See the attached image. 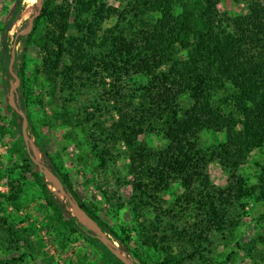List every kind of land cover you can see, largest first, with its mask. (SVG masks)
Segmentation results:
<instances>
[{"label":"trees","instance_id":"trees-1","mask_svg":"<svg viewBox=\"0 0 264 264\" xmlns=\"http://www.w3.org/2000/svg\"><path fill=\"white\" fill-rule=\"evenodd\" d=\"M220 2L132 0L119 9L105 0H44L24 52L16 53L21 60L20 108L46 165L82 209L142 264H209L206 254L213 235L226 238L237 225L230 211L245 208V200L257 194L264 197V165L258 185H249L240 171L252 152L264 147V0H244L247 12L235 16L222 12ZM112 16L116 23L105 31L98 47L100 24ZM14 17L0 24L4 37L0 68L8 90L13 79L8 33ZM31 45L39 50L36 57L29 51ZM182 51L186 54L180 57ZM107 77L113 79L109 87ZM96 85L105 95L97 102L98 111L119 118L102 126L100 135H89L91 152L100 160L94 172L106 173L110 161L114 165L120 158L127 161L133 194L127 199L117 195L138 226L121 222L118 211L106 213L98 202L80 195L66 163L43 142L35 118V106H46L37 93L39 86L49 89L51 100L72 101L64 95ZM8 109L12 117L5 123L17 135L12 155L21 162L17 170L0 169V179L8 180V192H0V230L8 241L16 249L22 241L32 248L29 235L37 233V223L17 213L33 198L37 220L52 229L63 248L74 239L82 240L101 252L105 264H125L70 212L68 201L51 190L27 149L21 115L10 105ZM66 109L55 110L56 118L72 123ZM205 129L225 132L226 140L205 149L200 142ZM7 131L5 124L0 125V140ZM148 134L162 136L165 145L151 146L142 137ZM120 143L125 149L118 148ZM212 162L227 171L225 187L213 183ZM176 183L183 193L166 207L164 195ZM101 192L114 207L108 190ZM150 211L155 234L146 226ZM25 258L22 253L12 258L13 264Z\"/></svg>","mask_w":264,"mask_h":264},{"label":"rangeland","instance_id":"rangeland-1","mask_svg":"<svg viewBox=\"0 0 264 264\" xmlns=\"http://www.w3.org/2000/svg\"><path fill=\"white\" fill-rule=\"evenodd\" d=\"M105 1L111 6L124 9L132 0ZM25 5V0H0V24L8 19V17H11L12 14H15L14 24L8 33L9 43L12 48L26 29L29 18L36 11L35 3L33 12L28 16H24ZM219 7L222 12H226L232 16L247 12V6L244 0H221ZM19 12L20 14L17 16ZM116 20L117 17L112 16L104 19L100 24L101 29L97 43L99 45L98 47L101 46L105 31L112 28ZM3 44L4 37L0 30V55ZM29 51L34 57L39 53L37 47L33 45L29 47ZM17 52L19 54L24 52V44ZM185 54V51H182L178 55L183 57ZM17 64L15 71L18 74L21 65L20 59L17 60ZM98 70L101 73V68ZM4 73V70L0 68V125L5 124L8 131L6 135H2L0 140V169L12 171L17 170L16 167L18 168V166L16 165L21 164V162L18 161L16 156L12 155L13 143L17 135L5 123L9 122L12 114L8 109V105H10L9 90L7 89V80ZM86 78L87 75L85 74L84 80H87ZM112 80L111 77L105 79L108 87L111 86ZM87 83L89 86L91 81H87ZM37 93L40 96L42 95L46 104L45 107L42 105L35 106V118L39 120L38 123L42 140L48 145L51 152L59 153V156L66 163L67 169L71 172L74 184L79 190L80 195L88 201L93 200L98 202L106 213L110 209L118 211V219L121 222L138 226L134 218V213L132 214L130 212L125 201L120 200L119 195H117V192H119L127 199L131 198L133 194L130 183L131 179L125 167L127 161L120 158L116 165H114L113 161H110L109 169L106 173L101 172L102 170L94 172L95 166L99 165L100 160L95 157V153L91 152L89 135L94 132L100 135L103 133L104 126H110L111 123L119 118L118 114L114 113V115H111V112L109 114L107 111H103L104 113L98 111L97 102H100L103 99L102 97L105 96L104 90L98 86L84 87L73 95H64L72 98V101H64L57 98L51 100L52 97L49 89H44L41 86L37 88ZM57 95L61 97L62 94L58 93ZM16 99L20 106L19 93H17ZM60 107L67 108L68 117L73 118L72 123H66L62 119L57 120L55 110H59ZM30 134L32 140L38 145L31 129ZM69 134L71 138L68 137ZM142 137L151 146L162 147L166 143L165 139L157 134H148ZM225 140V132L209 129L203 130L200 136L201 145L205 149ZM118 148L121 150L125 149L124 143H120ZM260 165H264V147L262 149H255L248 161L240 169L241 173L248 179L249 185L259 184ZM209 173L216 186L225 187L227 185L228 173L218 162H212L210 164ZM117 177H120L122 185L119 184ZM50 179L54 184H57L51 177ZM1 187L5 190L1 191L0 189L1 193L8 192L7 178L0 179ZM54 189L60 192L58 189ZM102 189L108 190L111 200L110 203L112 202L111 204L114 207H111L106 202L101 192ZM182 193L183 189L181 185L176 183L164 195L166 200L165 206H173L175 199ZM259 196L257 194L250 199H246L245 208L232 209L230 211V216L237 221V225L232 232H228L226 238L220 234L213 235L210 252L206 254V260H209V264H264V197L259 198ZM30 201L29 206H26V208L17 214L22 218L27 216L30 220H35L37 223V233L32 234V236L29 235L32 248L28 247L22 241L20 243V249H16L15 244L8 241L9 237L7 236L6 238L4 232L0 230V264H13L12 258L18 257L22 253H26V258L23 262L19 261L17 264H78V261L83 262V264H105L101 252L82 240L74 239L69 246L63 248L61 243L55 239L52 229L43 227L42 222L37 220V202L33 198H30ZM68 209L70 212L73 211L70 204H68ZM9 210L12 211L13 209L10 208ZM146 213V216L149 218L146 226L150 229L151 234H155L157 230L154 231V227L150 224V220L154 218V213L152 211ZM76 215L80 217L77 212ZM81 219L85 221L83 218ZM140 221L144 222L143 219H140ZM139 228H141L140 225ZM114 244L118 248V243L115 242Z\"/></svg>","mask_w":264,"mask_h":264},{"label":"water","instance_id":"water-1","mask_svg":"<svg viewBox=\"0 0 264 264\" xmlns=\"http://www.w3.org/2000/svg\"><path fill=\"white\" fill-rule=\"evenodd\" d=\"M43 2L44 0H37L36 2V11L31 15L29 18V21L27 23L26 29L22 33L20 39L18 42L13 46L11 51V60L9 64V72L12 75L13 79L11 80V87L9 90V104L12 106L14 110H16L23 119V138L26 143L27 149L29 151L33 152L34 155V161L38 166L39 173L41 176L45 178V180L48 182L49 187L51 190L60 198L66 199L70 206L72 207L73 211L72 214L75 215L79 221L84 224L86 227H88L90 230L96 233L97 237L107 245V247L125 264H142L137 258L134 256H131L128 253H125L124 249L121 247V245L113 240L111 236L106 233L99 224L92 219L86 211L82 209L79 202L76 200V198L69 193L64 186L62 185L61 181L52 173V171L48 168L46 165V162L44 160L43 154L40 151L38 145L35 143V141L32 140L31 134H30V123L28 120V117L26 113L20 108V106L17 103L16 95L19 91L20 87V77L15 71V62H16V53L19 48L24 44L26 38L28 35L32 32L34 21L36 18L40 16L43 9ZM14 80V81H13ZM49 175L53 176L58 184H54V182L50 179ZM54 188L58 189L60 192L55 190ZM76 212L80 215L81 218H83L85 221H83L79 216L76 215ZM118 243V249L114 246V243Z\"/></svg>","mask_w":264,"mask_h":264},{"label":"bare ground","instance_id":"bare-ground-1","mask_svg":"<svg viewBox=\"0 0 264 264\" xmlns=\"http://www.w3.org/2000/svg\"><path fill=\"white\" fill-rule=\"evenodd\" d=\"M36 1L37 0H25L26 5H25V10L23 12L24 16H28L33 12ZM49 177H51L58 184L57 180L53 176L49 175ZM114 246H115V244H114ZM115 247H117V246H115Z\"/></svg>","mask_w":264,"mask_h":264},{"label":"built area","instance_id":"built-area-1","mask_svg":"<svg viewBox=\"0 0 264 264\" xmlns=\"http://www.w3.org/2000/svg\"><path fill=\"white\" fill-rule=\"evenodd\" d=\"M0 189H1V191H5L2 187Z\"/></svg>","mask_w":264,"mask_h":264}]
</instances>
